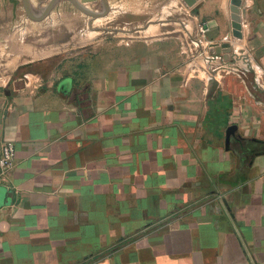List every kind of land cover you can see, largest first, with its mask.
I'll return each mask as SVG.
<instances>
[{
  "label": "crops",
  "instance_id": "obj_1",
  "mask_svg": "<svg viewBox=\"0 0 264 264\" xmlns=\"http://www.w3.org/2000/svg\"><path fill=\"white\" fill-rule=\"evenodd\" d=\"M171 1L75 55L0 58V264H264V0L240 38L231 0Z\"/></svg>",
  "mask_w": 264,
  "mask_h": 264
},
{
  "label": "rangeland",
  "instance_id": "obj_2",
  "mask_svg": "<svg viewBox=\"0 0 264 264\" xmlns=\"http://www.w3.org/2000/svg\"><path fill=\"white\" fill-rule=\"evenodd\" d=\"M113 1L115 2H113L107 19L106 17L95 19L80 10L70 0H57L52 10L44 17L45 19L39 21L38 19L32 20L31 17L40 16L44 11L43 7L47 6L51 0H31L34 12L31 9L30 12L25 9L22 0H6L0 8V29L4 30L3 34L15 33L18 36L13 37L16 39L12 41L6 39L0 41V48L4 53L0 57L3 63L1 68L5 69L8 55L16 47L34 43L36 57L39 54H58L59 51L62 54L75 55L82 49L84 38L89 40L91 36H97L98 32L101 33V29L106 30L107 27L116 33L121 32L124 27L132 32L140 22L144 24L155 14H159L165 1L172 3L171 0H142L140 8L132 4L136 0ZM96 6L98 10L103 8L99 2ZM92 7L93 4L88 3L87 8L92 9ZM27 22L31 24V28H27Z\"/></svg>",
  "mask_w": 264,
  "mask_h": 264
},
{
  "label": "water",
  "instance_id": "obj_3",
  "mask_svg": "<svg viewBox=\"0 0 264 264\" xmlns=\"http://www.w3.org/2000/svg\"><path fill=\"white\" fill-rule=\"evenodd\" d=\"M72 1L80 10H82L83 12H85L86 14H89L93 17H101L107 14V2L106 0H102L103 4H104V10L102 12H92L91 10H89L85 4L90 3V2H95L97 0H70ZM187 1H196V0H187ZM27 9L30 12V8H29V2L28 0H24ZM57 2V0H51V2L46 6V8L44 9V11L42 12V14L40 16L34 17L32 16V18L34 19H42L44 18L50 10H52V7L54 6V4ZM241 4H242V0H231V17H232V26H233V35L235 37H242V32H241V17H240V8H241ZM223 46H227L229 47L228 44H225ZM235 129V126H231L228 129V137L230 135V133H232V131Z\"/></svg>",
  "mask_w": 264,
  "mask_h": 264
},
{
  "label": "built area",
  "instance_id": "obj_4",
  "mask_svg": "<svg viewBox=\"0 0 264 264\" xmlns=\"http://www.w3.org/2000/svg\"><path fill=\"white\" fill-rule=\"evenodd\" d=\"M208 28L203 22L199 27V33L203 37L206 36ZM16 158V148L12 140H5L1 145L0 155V183L5 178V175L14 167ZM1 253V250H0Z\"/></svg>",
  "mask_w": 264,
  "mask_h": 264
}]
</instances>
